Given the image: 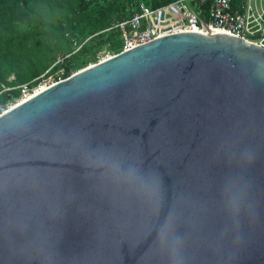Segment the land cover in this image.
Listing matches in <instances>:
<instances>
[{
    "label": "water",
    "instance_id": "obj_1",
    "mask_svg": "<svg viewBox=\"0 0 264 264\" xmlns=\"http://www.w3.org/2000/svg\"><path fill=\"white\" fill-rule=\"evenodd\" d=\"M0 264H264V48L173 33L2 113Z\"/></svg>",
    "mask_w": 264,
    "mask_h": 264
},
{
    "label": "trees",
    "instance_id": "obj_2",
    "mask_svg": "<svg viewBox=\"0 0 264 264\" xmlns=\"http://www.w3.org/2000/svg\"><path fill=\"white\" fill-rule=\"evenodd\" d=\"M144 1L156 7L172 0ZM129 2L0 0V91L11 88L0 92V102L18 98L19 84L36 86L47 76L55 81L68 77L88 56L96 62L102 48L118 53L123 42L115 24L131 15ZM68 53L62 63L56 62L59 54Z\"/></svg>",
    "mask_w": 264,
    "mask_h": 264
},
{
    "label": "built area",
    "instance_id": "obj_3",
    "mask_svg": "<svg viewBox=\"0 0 264 264\" xmlns=\"http://www.w3.org/2000/svg\"><path fill=\"white\" fill-rule=\"evenodd\" d=\"M129 1L131 15L115 24L120 29L123 42L119 52L165 35L189 31H221L264 48V0H172L156 7L144 0ZM80 46L75 47L74 51ZM69 55L59 54L56 62L62 63ZM103 59L97 58L96 62ZM57 81L48 85L40 82L36 86H30V83L17 85L19 97L10 103L0 102V115L18 101L35 94L43 85L49 86ZM10 89L4 87L0 92Z\"/></svg>",
    "mask_w": 264,
    "mask_h": 264
},
{
    "label": "rangeland",
    "instance_id": "obj_4",
    "mask_svg": "<svg viewBox=\"0 0 264 264\" xmlns=\"http://www.w3.org/2000/svg\"><path fill=\"white\" fill-rule=\"evenodd\" d=\"M108 55H111V54H110V52H108L105 48H102V49H100V50L97 52V56H98V58H100V59H103L104 57L106 58ZM95 58L97 59L96 55H95ZM87 59H88V61L86 62V64H85L83 67H81L80 69H82V68L88 66V65L91 64V63H95V62H93V61H90V59H91L90 56H88ZM77 70H79V69H77ZM77 70L72 71V73L76 72ZM72 73H71V74H72ZM52 81H55V80H54V77H53V76H47V77L44 78L40 83H41V84L47 83V85H48V84H50ZM13 100H14V98H12L11 100H9L8 103H10V102L13 101ZM14 103H15V102H14Z\"/></svg>",
    "mask_w": 264,
    "mask_h": 264
},
{
    "label": "bare ground",
    "instance_id": "obj_5",
    "mask_svg": "<svg viewBox=\"0 0 264 264\" xmlns=\"http://www.w3.org/2000/svg\"><path fill=\"white\" fill-rule=\"evenodd\" d=\"M199 32H200V31H199ZM46 87H47V86H44V85H43L41 88H38L37 91H36L35 93L39 92L40 90H42V89H44V88H46ZM18 102H19V101H18Z\"/></svg>",
    "mask_w": 264,
    "mask_h": 264
}]
</instances>
